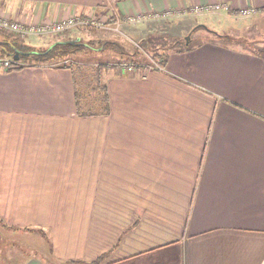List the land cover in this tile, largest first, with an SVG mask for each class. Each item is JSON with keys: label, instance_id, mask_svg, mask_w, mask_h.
Wrapping results in <instances>:
<instances>
[{"label": "crops", "instance_id": "obj_1", "mask_svg": "<svg viewBox=\"0 0 264 264\" xmlns=\"http://www.w3.org/2000/svg\"><path fill=\"white\" fill-rule=\"evenodd\" d=\"M219 2L264 8V0H0V13L36 24L113 3L124 17ZM208 15L218 25L239 18ZM198 19L129 29L182 38ZM101 77L106 112L80 115L76 91L82 111L90 88L82 97L72 66L0 69L2 263L105 255L103 264H264V59L205 43L168 54L161 69L122 64ZM17 232L46 243L50 262L21 249Z\"/></svg>", "mask_w": 264, "mask_h": 264}, {"label": "rangeland", "instance_id": "obj_2", "mask_svg": "<svg viewBox=\"0 0 264 264\" xmlns=\"http://www.w3.org/2000/svg\"><path fill=\"white\" fill-rule=\"evenodd\" d=\"M113 4L114 5H111V7L114 9L115 3ZM194 16L199 18L198 20L200 21L201 24L203 25L205 24L210 30L216 31L219 34L222 35L228 34L233 36L235 39L251 40L254 41L255 44L257 45H263L264 43V13L263 12H257V13L254 12L249 15L239 16L238 19H233V18L225 19L220 25H218L217 23V20L220 17H216V15H208V16L194 15ZM178 19L180 18H177L176 20ZM174 21L172 20L155 21V22L146 21L140 23L139 25H143L148 22L147 25H150L152 27L156 26L158 28H163V26L164 27L170 26L172 23H174ZM129 28L130 27L125 28V31L127 32L128 37L130 38L129 40L124 37H116L110 30H105V29L88 30V31L86 29H71L64 33L45 35L40 37H26L20 40L26 41V43L29 42L33 44H37L36 43L37 40H39L40 42H44L45 40H47V42H54L56 40L57 41L70 40L74 42L81 41L82 43L91 41L93 42L94 46L97 45L98 41H103V40L105 41L115 40L119 42L122 45V47L125 49L124 51L127 52V54L123 55L117 53L116 52L117 48L116 49L107 48L99 52V49H97L96 47H91V48L84 47L83 49L77 51L75 54L71 55L68 61H64L66 62L64 64L68 65L69 67L72 66V69L74 71V76L76 78V82L78 85V89L80 91V94L83 95L84 94L83 87L85 86V83L88 82L93 83L92 75H90V73L93 70L92 72L95 76L97 66H100L101 69H103L111 66H121L122 64L128 66L134 65L135 67L132 69V71L135 68H139L141 66H148V67L152 66L156 68L155 64H157V62H154L152 60L153 52H157L158 54H162V53L170 54L174 52V50H166L167 47L165 48V46H168L181 38V37L180 38L174 37L173 33H169L166 30L161 31V33L147 34L146 36H142V35L138 36V34L134 36L133 34H131ZM188 32L184 36H182V38L186 37L188 35ZM92 33L97 34L98 35L97 38L95 36H93L92 38L91 36ZM8 35L14 36L10 32H8ZM194 36H197L198 39L201 36L202 37L208 36V32H206L202 28H199L196 30ZM90 37L92 39H90ZM233 47H237L239 49L241 48L239 46H233ZM134 50L137 52L136 55L132 54ZM6 233L8 235L9 231ZM15 235L18 236V238H16L18 240L17 244L20 245L21 249L28 250L30 248L33 250L31 253L39 255L44 259L46 258L47 263L50 262L46 249V243L39 242L38 239H36L35 235L25 236V235H21L20 232L15 233ZM7 244L9 243L6 241V238L0 237V264H3L2 263L4 259L3 257L8 256V253L5 252L6 251L5 246ZM21 244H23L24 247ZM28 244H32V245L29 246ZM17 254L18 256L20 255L19 252ZM18 261L19 260H17V262Z\"/></svg>", "mask_w": 264, "mask_h": 264}, {"label": "trees", "instance_id": "obj_3", "mask_svg": "<svg viewBox=\"0 0 264 264\" xmlns=\"http://www.w3.org/2000/svg\"><path fill=\"white\" fill-rule=\"evenodd\" d=\"M260 11L264 13V8H261ZM199 28H202L206 32H208V36H201L197 39V36H194V34ZM3 39L4 42L0 45V55L9 56L14 53H18L19 55L18 61L12 62L8 69H6V71L20 70L25 66L41 65H59L60 67L68 68L69 66L65 65L64 61H68L71 55L75 54L77 51L83 49L84 47H96L100 50L99 52L107 48H117V53L123 55L127 54V52L124 51L125 49L122 47V45L115 40L98 41L96 46H94L93 42L91 41L85 43H82L81 41H72V43L70 40H62L53 42L50 46L47 47H34L25 44L24 41H21L14 36L6 35L3 37ZM205 43H213L215 45H221L223 47L231 48L233 46H239L242 48H240L241 50L247 51L264 59V43L263 45H257L254 41L251 40L235 39L231 35H222L213 30H210L204 25L196 26L190 33H188L186 37L180 38L172 44L165 46V48L167 47L166 50H174V52L177 53H184L200 47ZM136 53L137 52L134 50L132 54L136 55ZM152 60L154 62H157V64L161 67H164L168 60V54H158L157 52H153ZM101 70V67L97 66L95 76L92 72L93 70L91 71L90 75H92L93 85L90 82L85 83V87L87 89L90 88V92L87 94V98L85 99V101L88 103L85 108L82 109V111H80L79 109L80 96L76 91V103L78 106V113L80 115H94L97 113H105L107 110V97L105 94L103 83L100 81ZM74 84L76 83L74 82ZM5 227L6 226L0 221V230ZM49 254H51L50 251ZM104 259L105 255H101L90 262H75V264H103Z\"/></svg>", "mask_w": 264, "mask_h": 264}, {"label": "built area", "instance_id": "obj_4", "mask_svg": "<svg viewBox=\"0 0 264 264\" xmlns=\"http://www.w3.org/2000/svg\"><path fill=\"white\" fill-rule=\"evenodd\" d=\"M225 10L231 17L249 15L255 12V9L246 8L235 11L227 7L225 3L219 2L210 6H190L184 10H165L162 12L142 13L132 16H121L115 8L108 7L107 10L92 9L87 14H72L55 20H49L42 23H25L8 19L7 16L0 13V31L10 32L18 39L26 37H40L67 32L71 29H89V30H110L116 37H124L128 40L125 28L134 27L142 22L168 20L177 16L192 14L205 15L215 13L218 10ZM15 61L12 57L0 56V69L6 70ZM156 68L161 69L160 65L155 64ZM128 71H132L134 65H125Z\"/></svg>", "mask_w": 264, "mask_h": 264}, {"label": "water", "instance_id": "obj_5", "mask_svg": "<svg viewBox=\"0 0 264 264\" xmlns=\"http://www.w3.org/2000/svg\"><path fill=\"white\" fill-rule=\"evenodd\" d=\"M72 42V41H71ZM73 43V42H72Z\"/></svg>", "mask_w": 264, "mask_h": 264}]
</instances>
